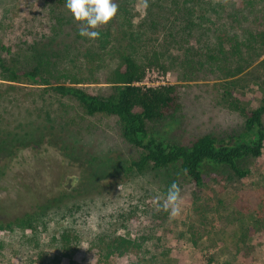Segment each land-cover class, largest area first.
<instances>
[{"label": "rangeland", "instance_id": "374dc122", "mask_svg": "<svg viewBox=\"0 0 264 264\" xmlns=\"http://www.w3.org/2000/svg\"><path fill=\"white\" fill-rule=\"evenodd\" d=\"M152 1L155 5L137 0L130 12L133 26L148 23L153 39H127L120 17L107 24L111 35L100 48L99 39L77 37L71 26L65 27L71 35H58L52 0H0V56L22 69L49 56L53 82L71 84L75 73L84 79L77 85L101 95L112 92L107 79L118 64L120 49L127 48L143 63L157 57L164 68H149L148 83L180 84L182 106L150 124L152 133L182 145L205 134L226 139L240 135L245 117L239 107L256 108L264 99V0H201L199 32H209L213 37L209 39H163L166 17L173 18L176 7L169 0ZM119 2L115 0L117 7ZM74 50L76 56L68 62L71 73H66L60 56L66 58V52ZM0 91L1 129L43 123L49 115L65 128L59 136L46 134L39 147L17 153L0 181L3 203H11L21 191L29 196L25 186L30 191L39 188L46 201L64 191L75 199L63 203H85V229L105 230L108 221L110 237L140 239L139 254L112 256L103 264L137 259L141 264H264V146L260 157L240 163L250 169L246 177L238 178L228 168L205 166L202 188L173 167L126 174L124 166L142 151L125 140L118 117L88 115L75 99L54 95L43 86L0 79ZM173 184L179 189L176 214H171L172 205L169 211L162 207ZM28 200L5 213L0 210V220L9 222L30 210ZM120 213L121 222L116 220ZM35 225L42 233L39 247L49 255L45 264H69L56 241L67 220L45 217ZM31 232L14 224L0 230V264L29 263ZM88 236L79 244L84 252Z\"/></svg>", "mask_w": 264, "mask_h": 264}, {"label": "trees", "instance_id": "16d2710c", "mask_svg": "<svg viewBox=\"0 0 264 264\" xmlns=\"http://www.w3.org/2000/svg\"><path fill=\"white\" fill-rule=\"evenodd\" d=\"M135 1L137 0H120V5L117 7L118 16L113 19L121 17L124 24V29L121 32L128 37L127 39H153V30L148 27V23L135 27L132 24L130 7ZM149 1H151L150 4L155 5L152 0ZM200 1L169 0L171 5L176 7V11L172 15L173 18L166 17L168 26L163 28V39H188L190 36H197V39L213 38L207 31L201 32V34L199 32L200 18L203 15L202 7L199 5ZM189 3L193 5L189 7ZM52 10V13L55 12L57 22L55 29L58 35L66 34L68 31L65 27L71 26L75 35L81 37L78 33L82 25L75 21L69 10L66 9L65 0H52ZM152 24L155 25L154 22ZM110 26L106 25L97 29L100 32L98 38L101 44L100 48H104L106 42L108 43L107 39L111 35ZM71 33L66 35H71ZM66 54V58L63 57L64 55L60 56L59 64L62 65L63 71L66 69V73H71L68 62H71V57L76 56V53L74 50L73 52L67 51ZM117 61L118 64L110 70L107 79L112 89V92L107 95L95 94L77 85L84 79L75 73H71V84L53 82L50 76L49 67H52V63L49 56L45 59L41 57L37 64L27 69L12 65L0 56V79L12 83L43 86L45 91H50L54 95L75 99L88 115L101 114L118 117L125 140L142 151L137 159L124 166L123 172L126 174L173 167L196 188H202L205 185L204 167L208 164L228 168L238 178L250 174V169L242 167L240 163L247 158H258L262 155L264 99L256 108H246L245 105L238 106L245 117V127L244 131L236 137L226 139L205 134L190 145L173 143L152 133L150 124L166 119L181 108L180 84H143L149 68L152 66L164 68L157 57H152L143 63L125 48L118 51ZM79 64L83 66L81 63ZM79 64L74 68L78 70ZM10 86L15 85L10 84ZM1 96L0 91V99ZM63 129L65 130L59 120L51 115L43 123L31 121L12 129L0 128V181L7 173L6 169L9 163L16 158L19 151L29 146L39 147L46 134L59 136L58 132H62ZM72 181L71 179L70 182ZM25 187H27L29 196L21 191L22 193L18 194L17 199L10 200L11 203L0 201V210L5 213L8 209L17 206L16 204H21L23 199H29L28 202L32 203L30 210L16 215L9 222L0 220V230L11 229L12 224L24 229H32V236L28 239L27 245L28 264H45V261L49 259L48 253L39 247L38 240L42 233L38 232L35 225L39 220L43 222L45 217L57 218L61 216V220H67V225L61 226L59 230L58 237H60L55 238L57 243L60 242L59 251L69 258V264H103L112 256H129L132 252L140 253L141 245L138 242L140 239L135 240L131 236L110 237L107 232L108 221L104 226L105 230L100 229L93 232L85 229L87 228L84 227L87 223L85 203L77 201H73L71 204L63 203L65 199L71 200L68 198L74 197L73 195L61 191L58 194H53V197L46 201L41 199L42 194L39 188L30 191V186ZM9 204L13 206H9ZM61 213L65 215L63 216ZM102 219L105 220V217ZM117 219L121 222V213L118 214ZM97 226L100 227V224ZM100 228H103V225ZM85 234L89 236L86 237L88 246L84 252V249L79 248V244ZM102 244L105 249L97 247L103 246ZM94 248L98 250L95 251ZM101 249L105 252L103 253ZM212 260V258L209 259L210 262ZM130 264L141 263L137 259L131 260ZM150 264L155 263L150 262Z\"/></svg>", "mask_w": 264, "mask_h": 264}, {"label": "clouds", "instance_id": "9594fccd", "mask_svg": "<svg viewBox=\"0 0 264 264\" xmlns=\"http://www.w3.org/2000/svg\"><path fill=\"white\" fill-rule=\"evenodd\" d=\"M65 7L82 25L78 34L89 40L98 39L100 32L97 29L109 24L118 12L115 0H65ZM178 200L179 189L173 184L162 205L163 210L169 211V205H172L171 214H176L179 211Z\"/></svg>", "mask_w": 264, "mask_h": 264}, {"label": "built area", "instance_id": "2783aa9c", "mask_svg": "<svg viewBox=\"0 0 264 264\" xmlns=\"http://www.w3.org/2000/svg\"><path fill=\"white\" fill-rule=\"evenodd\" d=\"M148 73H147V76H148ZM147 79H148V77H146V79L144 80L143 84H146V85H157V84H149L148 81H147Z\"/></svg>", "mask_w": 264, "mask_h": 264}]
</instances>
